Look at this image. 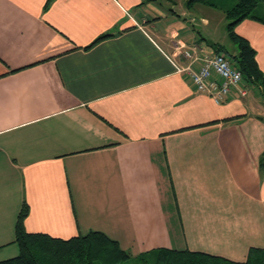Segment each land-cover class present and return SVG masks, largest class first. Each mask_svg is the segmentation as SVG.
I'll return each mask as SVG.
<instances>
[{
	"label": "crops",
	"instance_id": "obj_1",
	"mask_svg": "<svg viewBox=\"0 0 264 264\" xmlns=\"http://www.w3.org/2000/svg\"><path fill=\"white\" fill-rule=\"evenodd\" d=\"M185 2L0 0V259L24 203L26 231H101L133 258L264 249V90L218 104L176 70V43L222 45ZM236 32L264 72V23Z\"/></svg>",
	"mask_w": 264,
	"mask_h": 264
},
{
	"label": "trees",
	"instance_id": "obj_2",
	"mask_svg": "<svg viewBox=\"0 0 264 264\" xmlns=\"http://www.w3.org/2000/svg\"><path fill=\"white\" fill-rule=\"evenodd\" d=\"M51 1V0H50ZM206 0H188L189 4ZM263 0H237V4L228 11L233 17L228 30L231 39L238 45L237 53H228L231 61L243 73L249 85L264 90V72L258 65L256 49L249 40L238 34L236 26L247 17H252L264 23V19L253 15L255 7ZM107 37L103 35L97 39ZM218 52H224V46L214 44ZM220 50V51H219ZM263 169H264V157ZM29 214V206L21 207L15 229L14 242L19 247V254L0 260V264H119L130 257L121 248L118 241L101 231H90L68 239L53 237L40 232H28L24 220ZM155 264H264V249L251 247L245 261H234L223 256L212 255L190 250L160 248ZM144 264H149L144 260Z\"/></svg>",
	"mask_w": 264,
	"mask_h": 264
},
{
	"label": "built area",
	"instance_id": "obj_3",
	"mask_svg": "<svg viewBox=\"0 0 264 264\" xmlns=\"http://www.w3.org/2000/svg\"><path fill=\"white\" fill-rule=\"evenodd\" d=\"M176 50L188 60L184 67L173 61L176 70L187 73L197 90L216 103L222 104L233 95H247L249 83L242 71L224 52L210 54L204 52L200 46L187 48L185 44L180 43H176ZM197 51H201L200 54ZM196 63H199L198 68L194 67Z\"/></svg>",
	"mask_w": 264,
	"mask_h": 264
},
{
	"label": "rangeland",
	"instance_id": "obj_4",
	"mask_svg": "<svg viewBox=\"0 0 264 264\" xmlns=\"http://www.w3.org/2000/svg\"><path fill=\"white\" fill-rule=\"evenodd\" d=\"M236 4H237V0H206V1L192 3V4H189L188 2L184 3V5H187V7L189 8L194 7L191 9V12L197 15L198 17V22H197V27H196L197 30H200L199 23H201L202 17L210 21V24L207 26V30L205 31L210 33L215 38L216 41H218L219 43L222 44V46H224V49H225L224 53L226 55L228 53L238 52V45L236 44V42H234L231 39L229 30H228L229 23L233 21L232 19L233 17L228 16V11L232 10ZM189 25L191 26V24ZM228 57L231 59L230 56ZM156 253H157L156 257H154V255L151 257H147V256H141L138 258L130 257V258H127L121 261L119 264H144V260L148 261L149 264H155L159 251H156ZM130 255H132V253ZM145 255H148V254H145ZM2 256H5V255H0V257ZM10 257H7V258H10ZM0 260H3V259H0ZM96 264H100V263L98 262Z\"/></svg>",
	"mask_w": 264,
	"mask_h": 264
}]
</instances>
